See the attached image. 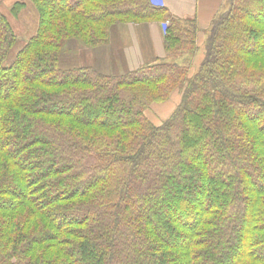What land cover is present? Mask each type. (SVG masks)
<instances>
[{
	"label": "trees",
	"instance_id": "16d2710c",
	"mask_svg": "<svg viewBox=\"0 0 264 264\" xmlns=\"http://www.w3.org/2000/svg\"><path fill=\"white\" fill-rule=\"evenodd\" d=\"M26 1L36 31L9 61L0 8V264H264V0L221 1L193 73L196 21L150 0L11 13ZM153 21L186 63H63L70 40L96 48L116 23Z\"/></svg>",
	"mask_w": 264,
	"mask_h": 264
},
{
	"label": "crops",
	"instance_id": "0c3cea01",
	"mask_svg": "<svg viewBox=\"0 0 264 264\" xmlns=\"http://www.w3.org/2000/svg\"><path fill=\"white\" fill-rule=\"evenodd\" d=\"M150 1L155 5L167 8L173 16L179 19H194L200 28L197 40L200 46L204 41L209 23L222 0ZM31 5L30 3V8L33 6ZM34 14L36 15L37 21L38 17L36 11ZM36 26L37 25H35V28H33L27 38L35 33ZM163 36L164 26L163 22L160 21L147 23H116L111 29L110 40L106 45L96 48H86L77 45L75 43L76 41L70 40L67 45L70 47V50L74 49L77 55H75V53H70L68 56L71 57V55H75L79 58L82 56L85 61L80 65H89L100 71L103 70L102 72H104L106 68L110 71H105V73L113 74L111 70L115 68V66L113 67L112 62L113 57L117 53L121 55V59L125 64L133 66L131 69L154 63L157 59L165 60ZM184 57L185 56L182 58Z\"/></svg>",
	"mask_w": 264,
	"mask_h": 264
},
{
	"label": "rangeland",
	"instance_id": "374dc122",
	"mask_svg": "<svg viewBox=\"0 0 264 264\" xmlns=\"http://www.w3.org/2000/svg\"><path fill=\"white\" fill-rule=\"evenodd\" d=\"M16 1H23V0H0V8L1 10L7 15V17L9 18L10 23L13 25L14 27V31L17 35V43L15 44V46L12 48V50L10 51L7 60H12L15 56L14 53H16L18 50V48L20 49L21 45L26 41L29 33H31V31L33 30V28H35V25H37V21H36V15L34 7L30 8V3L29 1H26L25 6L20 10V12L17 15H13L11 13V7L13 5L14 2ZM37 27V26H36ZM207 34V32H206ZM206 37V35H205ZM77 45H81L83 46L80 42H75ZM113 46V45H110ZM17 50V51H16ZM16 51V52H15ZM67 52V53H66ZM70 53H75L74 49L70 50V47H68L67 45L64 48V51L62 52L61 57L63 60V63L65 65H80L83 64L85 59L81 56L76 57L75 55H77L75 53V55H71L68 56ZM204 56V46L203 43L202 45L200 44V48L199 50L195 53V55L192 57V60L189 64V71L190 73H193L196 71L198 65L200 64L202 58ZM166 61H175L178 64H184L186 63V57L184 58H173V59H165ZM113 67L115 66V68H112V73L113 74H118V73H123L126 70H128L129 68L131 69V67L129 64H125L123 62V60L121 59V55L115 54V56L113 57V62H112ZM111 65V67H112ZM110 67V68H111ZM103 71V70H102ZM105 71H110L109 69L105 68ZM104 71V72H105ZM177 105V100L176 97H171L168 101H166L165 103L161 104L159 107H157V111H160V113L164 112V111H169L173 108H175Z\"/></svg>",
	"mask_w": 264,
	"mask_h": 264
},
{
	"label": "built area",
	"instance_id": "2783aa9c",
	"mask_svg": "<svg viewBox=\"0 0 264 264\" xmlns=\"http://www.w3.org/2000/svg\"><path fill=\"white\" fill-rule=\"evenodd\" d=\"M167 23V22H166Z\"/></svg>",
	"mask_w": 264,
	"mask_h": 264
}]
</instances>
